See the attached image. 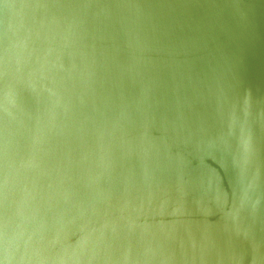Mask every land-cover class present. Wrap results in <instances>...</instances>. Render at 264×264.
Segmentation results:
<instances>
[{
  "label": "water",
  "instance_id": "1",
  "mask_svg": "<svg viewBox=\"0 0 264 264\" xmlns=\"http://www.w3.org/2000/svg\"><path fill=\"white\" fill-rule=\"evenodd\" d=\"M0 264H264V0H0Z\"/></svg>",
  "mask_w": 264,
  "mask_h": 264
}]
</instances>
